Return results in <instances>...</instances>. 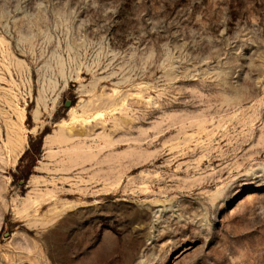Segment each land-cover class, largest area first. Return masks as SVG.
<instances>
[{
    "label": "rangeland",
    "instance_id": "374dc122",
    "mask_svg": "<svg viewBox=\"0 0 264 264\" xmlns=\"http://www.w3.org/2000/svg\"><path fill=\"white\" fill-rule=\"evenodd\" d=\"M0 264H264V0H0Z\"/></svg>",
    "mask_w": 264,
    "mask_h": 264
}]
</instances>
